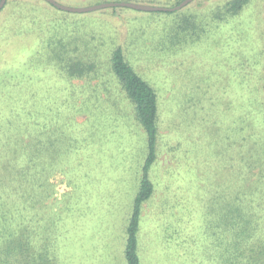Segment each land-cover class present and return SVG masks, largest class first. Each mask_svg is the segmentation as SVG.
I'll return each mask as SVG.
<instances>
[{
  "label": "rangeland",
  "instance_id": "obj_1",
  "mask_svg": "<svg viewBox=\"0 0 264 264\" xmlns=\"http://www.w3.org/2000/svg\"><path fill=\"white\" fill-rule=\"evenodd\" d=\"M24 1L7 0L0 11V85H6L0 89L8 88L7 94L0 93V125L7 129L31 114L32 122L45 123L56 145H74L63 161L64 172L52 178L60 212L58 201L74 207L60 224V253L66 255L64 250L69 249L70 263L76 253L88 258V264L122 262L118 237L139 188L145 138L131 101L111 71L112 51L120 46L157 88L160 108V161L154 174L159 177L156 196L145 205L148 224L141 234L142 261L170 264L165 245L178 243L181 264H218L224 258V241L222 254L216 257L207 212L210 205L216 206L212 201L222 190L238 203V189L244 192L241 197L254 202L252 210L244 212L253 224L248 245L241 243L234 264H264V184L255 178L236 183L233 170L222 164V97H217L222 93V73L233 79L238 76L234 68H240L249 71L248 81H254L249 88L261 90L259 98L264 99V0H252L225 27L221 16L211 17L215 10L220 15L230 0H193L174 11L115 6L88 12L62 10L47 0ZM56 1L73 7L119 1L174 7L183 0ZM186 21L198 27L186 32L181 28ZM240 35H247L241 41L245 49ZM251 51L261 53L258 66L247 61ZM76 57L95 61L96 70L82 78L69 76L65 68ZM206 89L210 97L201 93ZM199 107L206 122L196 126ZM236 149L226 152L238 159ZM189 156L193 164L183 172L182 181L191 177V183L183 185L192 189L191 194L195 188L196 198L186 217L172 209L183 207L185 192L166 178V171L172 176L182 173ZM226 223L222 221V231Z\"/></svg>",
  "mask_w": 264,
  "mask_h": 264
},
{
  "label": "trees",
  "instance_id": "obj_2",
  "mask_svg": "<svg viewBox=\"0 0 264 264\" xmlns=\"http://www.w3.org/2000/svg\"><path fill=\"white\" fill-rule=\"evenodd\" d=\"M21 2L25 1L21 0ZM250 2L252 0L227 1L222 5L220 15H215V10L211 19H219L221 16L222 27H225V25L233 23L232 19H236L238 15L242 14ZM197 27L198 25L196 26L194 21L193 24L192 21H186L181 26L186 32ZM243 34H247V32L245 31ZM190 37L192 36L190 35ZM246 37L247 35H240L238 41L241 43ZM234 44L233 41L232 45ZM242 45L243 43H241ZM245 47H247L246 44L243 45L244 49ZM230 52L232 61L234 52ZM260 54L251 51L247 59L251 67L260 64ZM57 57L62 59L60 55ZM110 60L111 71L123 87L126 97L131 101L132 111L137 123L143 128L141 132L145 138L139 188L133 198L128 222L123 226L122 234L118 237L120 240L118 254L121 255L122 262L120 264H144L141 252V234L143 228L148 224L144 215L145 205L151 203L155 198L156 180L159 177V175H154L160 161L158 159L160 153L159 99L157 88L136 70L123 52L122 47L117 46L112 51ZM84 61L77 57L72 59L70 67L65 68V72L69 76L79 78L90 75L96 70L97 64L95 61L92 63L89 61L84 63ZM234 69L238 74L236 78L231 79L229 76L227 79L226 75L225 79L224 73H222V93L217 95V97H222V164L230 171L233 170L231 173L236 175V183L255 178L253 181L264 184V99L259 98L262 91L258 90L259 93H257L253 91L254 88H249L254 81H248L250 75L247 74L248 70ZM5 87V84L0 85V88ZM245 91H247L248 97L245 95ZM0 93L7 94L8 88L0 89ZM95 93L96 96H100L97 91ZM201 93L206 94L207 97L211 95L208 89ZM191 96H194L193 93ZM213 97L215 96L213 95ZM225 101H227L226 104ZM234 102L236 106H234ZM230 103L231 106L228 105ZM4 110L6 111V108H2V111ZM202 111L203 107L202 110L201 108L198 110L196 126L206 122ZM32 117L34 116L26 114L23 122L14 123L7 129L0 125V264H88L86 262L88 258H83L78 253H76L74 262L70 263L67 258L71 254L69 249L64 250L68 252L66 255L60 253V248L63 249V245H60L59 241L61 237L59 234L60 224L71 214L74 207L61 204L58 201L62 206L59 207L62 213L60 212L55 202L57 191L52 178L57 172H64L62 171L63 161L66 157H70L74 145L69 144L66 148L56 145L55 139L48 133V129H45V123L32 122ZM235 147L237 149L234 153L238 159L226 152ZM190 159L189 156V159L185 160L184 167H181L182 173L172 176L170 172L166 171V178L178 182L176 184H179L180 189L185 192L186 201L184 200L183 207L175 206L172 209H179L186 217L191 215L190 206L194 204L196 198L195 188L191 194L192 189L189 190L183 185L191 183V177L188 176L185 181H182L183 172L189 171V166L193 164ZM177 165L182 166L181 161ZM203 178L205 179V177ZM236 190L239 196L238 203L230 192L224 193L222 190V195L218 194L212 201L216 206L211 207L212 205H210V210L207 212L211 215L208 221V230H213L209 240L213 241V253H216V257L221 256L222 241H224V258L219 259L218 264H234L241 243L244 242L245 245H248L246 242L252 234L253 220L244 212L251 211L254 202H251L248 196L241 197L240 193L245 196L244 192ZM202 191L203 188L197 193L200 195L199 200L202 198ZM227 214H233V217L229 218ZM222 221H228L223 227V231ZM182 232L179 231V233ZM70 240L72 237L66 240L65 245L69 246ZM180 245L178 243L165 245L170 264H181L178 256L181 253L178 247ZM262 248L264 249V247ZM60 257L66 258L61 260ZM92 261L90 259V262Z\"/></svg>",
  "mask_w": 264,
  "mask_h": 264
},
{
  "label": "water",
  "instance_id": "obj_3",
  "mask_svg": "<svg viewBox=\"0 0 264 264\" xmlns=\"http://www.w3.org/2000/svg\"><path fill=\"white\" fill-rule=\"evenodd\" d=\"M7 0H1L0 1V11L4 7L5 3ZM48 2L52 3L56 7L66 10V11H72V12H88V11H94L102 8H107V7H114V6H127L135 9H140V10H167V11H174L181 9L182 7L186 6L188 3H190L193 0H183L181 3L174 7H162V6H153V5H147V4H140V3H135V2H128V1H119V2H105V3H100V4H95V5H90V6H85V7H73V6H68L64 5L62 3L57 2L56 0H47Z\"/></svg>",
  "mask_w": 264,
  "mask_h": 264
}]
</instances>
